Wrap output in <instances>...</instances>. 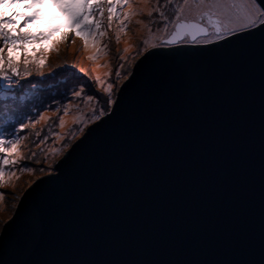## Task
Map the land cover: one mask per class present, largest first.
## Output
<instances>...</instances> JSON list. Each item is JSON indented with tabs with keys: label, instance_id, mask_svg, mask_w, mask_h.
Returning a JSON list of instances; mask_svg holds the SVG:
<instances>
[{
	"label": "water",
	"instance_id": "1",
	"mask_svg": "<svg viewBox=\"0 0 264 264\" xmlns=\"http://www.w3.org/2000/svg\"><path fill=\"white\" fill-rule=\"evenodd\" d=\"M20 196L0 264H264V25L148 49Z\"/></svg>",
	"mask_w": 264,
	"mask_h": 264
},
{
	"label": "rangeland",
	"instance_id": "2",
	"mask_svg": "<svg viewBox=\"0 0 264 264\" xmlns=\"http://www.w3.org/2000/svg\"><path fill=\"white\" fill-rule=\"evenodd\" d=\"M155 4L156 0H130L128 5L122 9H117L121 15L113 17L112 27L109 28L107 18L110 6L106 3L103 8L102 22V31L105 34L97 38H89L79 34V27L72 26L70 14L63 11L56 0H42V2L41 0H37V2L16 0L11 4L0 5V8L6 11L7 16L15 20L14 24H8L13 34L27 32L33 37L13 49V54L19 57L20 64H24L25 54H27L30 61L29 67H27L29 70L37 69V72L47 75L55 73L59 66L64 68V73H61L60 76L55 74L58 81H62L63 84L45 85L44 87L36 85L35 91H32L31 85L16 90L13 88L14 92H27L29 100L25 105L18 106L14 115L8 113L6 123L9 124L8 115H12V121L16 128H19L21 121L28 127L16 133L21 139L17 152L11 155L17 159L18 163L4 166L5 182L0 184V191L5 193L3 199H0L2 226L14 213L22 193L37 178L53 172L56 163L84 135L86 130L110 112L111 109L99 120H96L92 109L98 108L100 105L95 100L90 103L87 102L86 96H74V91L81 87L87 90L88 84L85 81H89L95 85L96 91L103 93V87H106L108 83H113L112 99L116 100L120 86L132 72L137 59L152 48L151 44L160 46L162 45L161 39L168 38V34L164 33L162 29L158 31L157 27L153 26L155 24L152 21H159L160 19L157 12L151 18L149 17V13L155 9ZM173 11L172 7H168V11L165 13L171 16ZM122 13L132 14L125 19ZM33 14L36 18L25 23V18ZM95 15L98 18V11ZM122 20L127 25L123 29L121 27ZM156 26L158 25L156 24ZM150 28L151 31H149ZM172 30V26L169 25L168 33L170 34ZM146 39L150 43L145 50L142 41ZM213 41L216 40L211 42ZM0 47H3L2 41H0ZM7 51L8 49H5L6 53ZM94 55L95 59L93 58ZM120 56L125 58L121 60ZM41 59L45 61L43 67L38 64ZM121 63L124 64V68L119 69L120 75L117 77L116 72ZM79 69H84V72H79ZM109 73H111L110 76ZM21 74L24 75V72ZM98 76L105 81L103 86L97 82ZM68 81L73 83L72 87L69 91L63 90ZM61 94L64 97L59 96ZM48 95L54 98L45 101ZM65 107L68 108L67 115L64 114ZM61 116L65 121L63 127L59 124ZM81 116L83 120L77 123V118ZM81 128L83 131H80ZM4 130L10 132L12 126L7 129L4 128ZM45 137H47L46 140H44ZM41 140H44L43 144L40 143ZM52 150L58 151L53 154ZM32 152H35L36 155L31 156ZM0 156H3V153H0ZM38 163H44L48 169L40 171L41 168L36 167ZM25 164L32 167L33 171H22L21 168ZM16 179H21V187L23 188L19 191L20 193L18 190L15 193H10L7 188L15 190L17 183H19V181L16 182ZM10 198L15 199V201L13 199L10 201ZM8 201L11 203L8 204Z\"/></svg>",
	"mask_w": 264,
	"mask_h": 264
},
{
	"label": "snow or ice",
	"instance_id": "3",
	"mask_svg": "<svg viewBox=\"0 0 264 264\" xmlns=\"http://www.w3.org/2000/svg\"><path fill=\"white\" fill-rule=\"evenodd\" d=\"M16 2V0H0V5H7ZM37 2V0H33ZM42 2V0H41ZM61 9L70 14V20L73 27H79V34H83L89 38H97L103 36L105 33L102 31V22L104 17L103 4L107 3L108 8V27H112V20L114 16L119 17L121 13L117 12L118 8H123L130 3V0H56ZM164 7H172L174 9L171 16L167 15L165 11L161 10ZM98 11L99 16L96 17L95 13ZM160 17L159 21L153 20L152 23L157 24V30H163L168 34L167 39H161L162 45H176L181 43L191 44H206L212 40H220L225 36L239 32L241 29H250L253 26L264 25V0H157V7L154 9ZM127 19L132 13H122ZM152 13H149L151 18ZM35 14L25 18V23L28 20L35 19ZM15 20L7 16L6 13L0 11V41L3 47H0V117L8 113L12 115L18 110V106H23L29 100L27 92L20 93L14 92V86L20 84L19 79L14 77L21 76L19 57L13 54V49L23 42L32 39L30 33L17 32L13 34L9 29L8 24H14ZM169 25L172 26V31L169 34ZM121 27L126 28L127 25L121 21ZM151 31V28L149 29ZM41 35H43L41 33ZM117 39L119 37L117 36ZM74 42V41H73ZM149 40L142 41V44L149 46ZM152 47L157 45L151 44ZM5 49H8L7 53ZM95 59V55L93 56ZM121 60L125 57L120 56ZM29 58L25 54L24 58V75H31L27 68ZM40 67L45 65L43 59L38 61ZM124 64L118 65L116 76L120 75L119 69H123ZM83 73L84 69H79ZM11 73V74H10ZM109 76L111 73L108 74ZM97 82L103 86L105 81L99 76L96 78ZM87 90L81 87L79 90L74 91L73 95L76 97L86 96L87 102L96 101L98 108H93V116L96 120L104 116L107 110H110L115 100L112 99L113 83H108L103 87V93L96 91L95 85L89 81ZM36 85H32V91H35ZM107 94V95H105ZM68 108L65 107L64 114L67 115ZM12 115H8V122L12 126L10 132L4 130V122L0 120V184L5 182V167L7 165H15L18 163L17 159L11 154L16 153L21 137L16 133L26 127L27 124L22 121L19 122V128L14 126ZM41 118H43L41 116ZM83 120V117L77 118V123ZM63 116L60 117L59 124L64 126ZM83 131V128L80 129ZM39 136V133H37ZM11 137V138H6ZM47 137L44 138L46 140ZM44 140L40 143L43 144ZM39 146V145H37ZM58 150H52L53 154ZM36 153L32 152L31 156ZM22 171H33V168L25 164L21 168ZM43 171V168L40 169ZM5 193L0 191V199H3Z\"/></svg>",
	"mask_w": 264,
	"mask_h": 264
},
{
	"label": "trees",
	"instance_id": "4",
	"mask_svg": "<svg viewBox=\"0 0 264 264\" xmlns=\"http://www.w3.org/2000/svg\"><path fill=\"white\" fill-rule=\"evenodd\" d=\"M161 2L163 3V0H161ZM105 5H106V3L105 4H103L102 5V7L104 8L105 7ZM157 7V0H156V4H155V8ZM161 10H163V11H168V7H164V8H162ZM0 11H3L4 13H6V11L3 9V8H0ZM155 11L153 10V12H152V16H154L155 15ZM151 16V17H152ZM149 19V18H148ZM153 26H155V27H158V26H156V24L155 25H153ZM156 29V28H155ZM27 67H29V65H27ZM24 69H25V65L24 64H20V70H21V73L22 72H24ZM37 69H31V70H29L30 72H31V75H28V76H25V75H22L21 74V76L20 77H15V79H19L20 80V84L19 85H17V86H14V90H16V89H21V88H25V87H27V85H37L38 87H44L45 85H55V84H63V82L62 81H58V78L55 76V74L57 75V76H60V74L61 73H64V68L62 67L61 68V66H59L58 68H57V70H55V73H52V74H47V75H43L42 73H39V71L37 72L36 71ZM65 70H66V68H65ZM22 78V79H21ZM71 81H68V83H66V85H65V87L63 88V90H68L69 91V89L72 87V84L73 83H70ZM30 86V87H31ZM53 87H55V86H53ZM40 89V88H39ZM38 89V90H39ZM64 94V93H63ZM63 94H61V95H59V96H63ZM64 97V96H63ZM52 98H54L53 96H51V95H48V96H46V98H45V101H50V100H52ZM109 110H107V112H108ZM16 113V112H15ZM7 115V114H6ZM6 115L5 116H3V117H0V120H3V122H4V128L5 129H7V128H10L11 127V125L10 124H8V123H6ZM18 117V116H17ZM38 166V168H43V169H48V166L47 165H45L44 163H38V164H36V167ZM47 172V171H46ZM46 172H44V173H46ZM21 179H16V182L17 181H19V183H17V185H16V189L15 190H13L12 188H7L9 191H10V193L12 192V193H15L17 190H18V192L19 191H21L22 190V188L23 187H21V181H20ZM20 193V192H19ZM11 199H13V198H10V201H11ZM14 201H15V199H13ZM10 201H8V204H10L11 202ZM2 218H1V216H0V231H1V226H2Z\"/></svg>",
	"mask_w": 264,
	"mask_h": 264
}]
</instances>
